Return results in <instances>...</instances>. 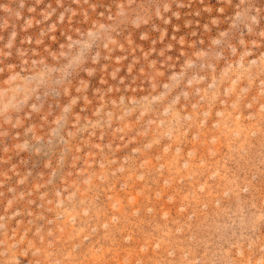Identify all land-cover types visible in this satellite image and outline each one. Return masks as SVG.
Wrapping results in <instances>:
<instances>
[{
  "label": "rangeland",
  "instance_id": "1",
  "mask_svg": "<svg viewBox=\"0 0 264 264\" xmlns=\"http://www.w3.org/2000/svg\"><path fill=\"white\" fill-rule=\"evenodd\" d=\"M0 264H264V0H0Z\"/></svg>",
  "mask_w": 264,
  "mask_h": 264
}]
</instances>
